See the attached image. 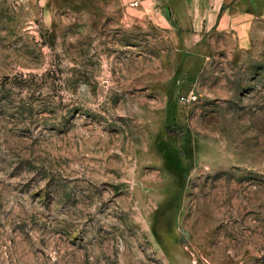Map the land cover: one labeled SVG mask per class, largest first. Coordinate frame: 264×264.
Returning <instances> with one entry per match:
<instances>
[{
	"label": "rangeland",
	"instance_id": "obj_1",
	"mask_svg": "<svg viewBox=\"0 0 264 264\" xmlns=\"http://www.w3.org/2000/svg\"><path fill=\"white\" fill-rule=\"evenodd\" d=\"M253 1L176 45L159 0H0V264H264Z\"/></svg>",
	"mask_w": 264,
	"mask_h": 264
},
{
	"label": "crops",
	"instance_id": "obj_2",
	"mask_svg": "<svg viewBox=\"0 0 264 264\" xmlns=\"http://www.w3.org/2000/svg\"><path fill=\"white\" fill-rule=\"evenodd\" d=\"M249 3H254V1L159 0V21H163V25L170 28L168 34L171 41L176 45H181L184 35L196 36L201 40L206 30L217 26V21L223 20L227 26L230 20L249 19ZM175 21L184 31L177 28ZM201 46L204 47V45Z\"/></svg>",
	"mask_w": 264,
	"mask_h": 264
},
{
	"label": "built area",
	"instance_id": "obj_3",
	"mask_svg": "<svg viewBox=\"0 0 264 264\" xmlns=\"http://www.w3.org/2000/svg\"><path fill=\"white\" fill-rule=\"evenodd\" d=\"M197 99V95L194 90H191L190 93L181 97L182 102L191 103Z\"/></svg>",
	"mask_w": 264,
	"mask_h": 264
}]
</instances>
